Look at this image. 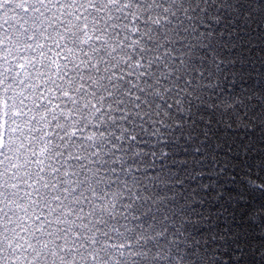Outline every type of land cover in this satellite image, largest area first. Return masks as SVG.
<instances>
[{
	"label": "snow or ice",
	"instance_id": "1",
	"mask_svg": "<svg viewBox=\"0 0 264 264\" xmlns=\"http://www.w3.org/2000/svg\"><path fill=\"white\" fill-rule=\"evenodd\" d=\"M238 12L0 0V264H148L157 236L199 245L186 226L223 217L208 205L264 136V111L245 108ZM256 158L264 168V145Z\"/></svg>",
	"mask_w": 264,
	"mask_h": 264
},
{
	"label": "trees",
	"instance_id": "2",
	"mask_svg": "<svg viewBox=\"0 0 264 264\" xmlns=\"http://www.w3.org/2000/svg\"><path fill=\"white\" fill-rule=\"evenodd\" d=\"M232 3L234 7L239 6L237 15L242 17L236 25L242 35L235 55L245 66V85L255 97V102L247 104L245 108L250 114L255 112L258 115L264 111V102L261 101L264 94V79L261 78L264 66L260 62L261 56H264V40L261 39L264 32L260 31L264 26V0H232ZM248 139L255 145V155L241 165L234 182L221 184L223 198L208 205L210 210L226 209L223 217L214 219L213 225L208 228L186 226L190 239L200 242L199 245L193 243L192 247L176 250V254L187 264H213L217 255L226 259L228 264H264V190L255 187L264 180V168L258 166L259 160L256 158L264 145V136L256 133ZM249 180L255 181V184L249 183ZM189 187L187 183L184 185L185 189ZM174 203L179 204L178 201ZM210 214L215 216L216 212L211 211ZM224 232L230 233L226 242L211 239Z\"/></svg>",
	"mask_w": 264,
	"mask_h": 264
},
{
	"label": "clouds",
	"instance_id": "3",
	"mask_svg": "<svg viewBox=\"0 0 264 264\" xmlns=\"http://www.w3.org/2000/svg\"><path fill=\"white\" fill-rule=\"evenodd\" d=\"M177 4L180 3V0H176ZM251 183L255 184V181ZM163 225H158V229H162ZM156 230L154 229L151 233L155 236ZM119 239V238H117ZM187 244L184 239L181 240L179 244L175 242H170L169 236H157L153 241L150 242V247L152 251L149 253V262L148 264H152L151 257L159 254L161 257L160 261H157L156 264H187V262L176 254V250L181 247H186ZM171 256V260L166 259Z\"/></svg>",
	"mask_w": 264,
	"mask_h": 264
}]
</instances>
